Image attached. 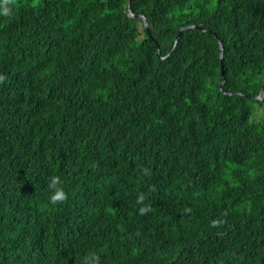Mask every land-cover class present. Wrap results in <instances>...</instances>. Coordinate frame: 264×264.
Instances as JSON below:
<instances>
[{
	"label": "trees",
	"instance_id": "1",
	"mask_svg": "<svg viewBox=\"0 0 264 264\" xmlns=\"http://www.w3.org/2000/svg\"><path fill=\"white\" fill-rule=\"evenodd\" d=\"M10 6L0 264H264V0Z\"/></svg>",
	"mask_w": 264,
	"mask_h": 264
},
{
	"label": "clouds",
	"instance_id": "2",
	"mask_svg": "<svg viewBox=\"0 0 264 264\" xmlns=\"http://www.w3.org/2000/svg\"><path fill=\"white\" fill-rule=\"evenodd\" d=\"M14 0H2V14L3 15H10L12 13L11 4ZM263 98V97H262ZM64 180L59 175H52L48 178L47 182V190H48V199L50 204L58 205L63 203L68 199V193L66 192L65 188L63 187ZM146 196L144 194H140L138 196V203L141 206L139 211L141 214L147 213L150 209L148 205L144 204ZM221 223L218 219H213L211 221L212 226H217ZM85 264H100V257L95 252H90L87 257H85Z\"/></svg>",
	"mask_w": 264,
	"mask_h": 264
},
{
	"label": "water",
	"instance_id": "3",
	"mask_svg": "<svg viewBox=\"0 0 264 264\" xmlns=\"http://www.w3.org/2000/svg\"><path fill=\"white\" fill-rule=\"evenodd\" d=\"M147 24V23H146ZM188 28H184L183 30H181L180 31V33H179V36H178V38H177V43L180 41V38H181V34H182V32L184 31V30H187ZM176 43V44H177ZM221 53H222V56H221V59H222V64L224 63V50H223V46L221 47ZM264 96V90H263V93H262V97Z\"/></svg>",
	"mask_w": 264,
	"mask_h": 264
},
{
	"label": "rangeland",
	"instance_id": "4",
	"mask_svg": "<svg viewBox=\"0 0 264 264\" xmlns=\"http://www.w3.org/2000/svg\"><path fill=\"white\" fill-rule=\"evenodd\" d=\"M263 98H264V96H263Z\"/></svg>",
	"mask_w": 264,
	"mask_h": 264
}]
</instances>
